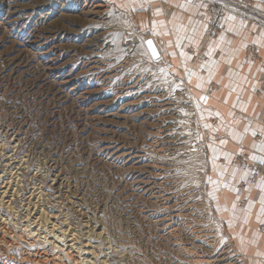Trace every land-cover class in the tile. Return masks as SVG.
I'll list each match as a JSON object with an SVG mask.
<instances>
[{
  "label": "rangeland",
  "instance_id": "rangeland-1",
  "mask_svg": "<svg viewBox=\"0 0 264 264\" xmlns=\"http://www.w3.org/2000/svg\"><path fill=\"white\" fill-rule=\"evenodd\" d=\"M143 26L116 0H0V217L39 246L72 231L58 246L87 264H264L221 212L198 88L152 58ZM251 170L256 184L264 166ZM147 176L155 189L139 182ZM41 212L49 231L57 223L50 235ZM26 238L0 248V264H37Z\"/></svg>",
  "mask_w": 264,
  "mask_h": 264
},
{
  "label": "crops",
  "instance_id": "crops-1",
  "mask_svg": "<svg viewBox=\"0 0 264 264\" xmlns=\"http://www.w3.org/2000/svg\"><path fill=\"white\" fill-rule=\"evenodd\" d=\"M116 1L150 30L170 67L188 72L198 88L204 132L213 136L210 166L214 184L221 181V212L249 255L264 257V175L251 183V166H264V0H252L246 16L227 14L223 30L208 41L202 0Z\"/></svg>",
  "mask_w": 264,
  "mask_h": 264
},
{
  "label": "bare ground",
  "instance_id": "bare-ground-1",
  "mask_svg": "<svg viewBox=\"0 0 264 264\" xmlns=\"http://www.w3.org/2000/svg\"><path fill=\"white\" fill-rule=\"evenodd\" d=\"M10 19H11V17H10V15L8 16V17H6V18H4V21L3 22H1L2 24L3 23H6V22H8V21H10ZM37 31V30H36ZM53 38H56V35L54 34V36H53ZM25 42V41H24ZM27 43V42H26ZM33 54V53H32ZM36 54H39L38 52H36ZM50 66H52V68H49L50 70H55L54 68H53V64H51ZM61 76L59 75V78H60ZM63 80H66V82L67 83H69V82H72V78H62ZM62 80V81H63ZM82 97V96H81ZM83 98V97H82ZM127 150H124V147L123 146H120L119 148H118V150L119 151H121V154H120V157H126V158H128L129 160L130 159H138V161L139 162H141V161H144L145 160V158H146V154H145V152L144 151H142V150H139V151H136V150H134L132 147H127L126 148ZM141 170V169H140ZM139 170V171H140ZM133 171V170H132ZM141 172V171H140ZM140 174V173H139ZM136 180V179H135ZM141 184H143V187L145 188V187H147V186H151V188H154L155 189V185H157L156 183L157 182H155L154 181V178H153V180H152V177L151 176H147V178H143L142 180H140L139 181ZM138 185V184H137ZM149 187H147L148 188V190H150V188ZM6 189V188H5ZM8 191H6V190H4L3 191V194H6ZM9 193V192H8ZM7 195V194H6ZM6 195H3V197L4 196H6ZM8 200V199H7ZM1 202H2V200H1ZM7 202V201H6ZM3 203H5V202H3ZM7 208V207H6ZM44 212V211H43ZM43 212H41L42 214H41V216H40V228H41V230H43L45 233H47V234H49V233H52L53 231H55V230H57L56 229V227H57V223L55 222V223H52V224H50L51 225V227H52V231H49L48 230V227L46 226L47 224H48V221H49V215H47L46 216V214L45 213H43ZM2 215V214H1ZM175 215V214H174ZM30 220V219H29ZM37 220V219H36ZM27 222V221H26ZM36 222V221H35ZM65 222V221H64ZM10 223H9V221L7 220V218L5 219L4 217H0V248L2 249V250H4V249H6L5 247H6V245L7 244H9V243H14L15 244V242L18 240V239H21V238H26V239H30L31 241H29L28 243L32 246V247H36L35 249H33V251L31 252V253H29L28 255H26V253H25V255H26V257H24L26 260L25 261H27L26 263H37V264H60V262L63 260L62 258L63 257H67L69 260H71L72 262H74V264H80L82 261L84 262V264L86 263H90L92 260H89V258H87L88 256H86L85 258H83L82 259V261H80V259H78V257H76V255L75 254H73V252H72V250H71V248H73V247H71L70 249L69 248H66V245H63V242L65 241L64 240V238L67 240V238H70L71 236V238L70 239H72L73 241L74 240H76V235L77 234H75V233H72V231H70L71 232V234L72 235H70L69 233L70 232H68V230L66 229V230H60L61 232H60V234H59V236L57 237V234H56V238H58L59 239V242H60V240L61 241H63V242H61L62 243V246H58V239H54V240H52V241H50L49 240V238L48 237H50V236H44L43 237V243H42V246L40 247L39 245H37L38 244V242H39V237L37 238V236H33L32 234H33V232L31 233V229H29V230H26L25 228V231H23V230H21V231H14V230H12L11 229V227H10V225H9ZM43 224H45V225H43ZM30 225V224H29ZM46 226V227H45ZM28 227V226H27ZM29 227H31V225L29 226ZM42 227H45V228H43L42 229ZM54 227V228H53ZM61 228V227H60ZM28 229V228H27ZM37 229H39V226H38V228ZM68 229H69V227H68ZM35 230V229H34ZM33 231V230H32ZM37 230H35V232H36ZM40 231V230H39ZM38 231V232H39ZM34 232V233H35ZM36 234V233H35ZM39 234V233H38ZM42 234V233H41ZM53 234H55V233H53ZM52 234V235H53ZM50 235V234H49ZM51 235V236H52ZM43 236V235H42ZM55 236V235H54ZM70 236V237H69ZM53 237V236H52ZM51 237V238H52ZM42 238V237H41ZM24 240V239H23ZM73 241H71V242H73ZM66 242V241H65ZM51 243H53V244H55V243H57L56 245H53L56 249H54L53 251H52V253L50 254H48L46 251H45V249L43 248V246H46V244L47 245H49V244H51ZM76 243V242H75ZM16 244H17V242H16ZM15 244V245H16ZM19 244V243H18ZM17 244V245H18ZM65 244V243H64ZM71 245H73V244H71ZM70 245V246H71ZM87 244H85V246H86ZM75 246V245H74ZM88 246V245H87ZM66 249H65V248ZM81 247V246H80ZM77 248V247H76ZM31 249V250H32ZM79 249V248H78ZM73 250H74V248H73ZM80 251H82L81 253H82V255L83 254H92L90 251H87L86 249H83L82 247L80 248ZM93 252V251H92ZM79 253V252H78ZM220 253V254H219ZM219 253H217L218 255H216V257H217V259H219V261L221 260V261H225V260H227L224 256H225V254L226 253H224L223 251L222 252H219ZM66 255V256H65ZM78 255V254H77ZM80 255V254H79ZM24 256V255H23ZM81 257H83V256H81ZM80 256H79V258H81ZM20 260V259H19ZM61 260V261H60ZM24 261V262H25ZM21 262H23V260L21 261ZM20 262V263H21ZM67 262V261H66ZM62 263H64V262H62Z\"/></svg>",
  "mask_w": 264,
  "mask_h": 264
},
{
  "label": "built area",
  "instance_id": "built-area-1",
  "mask_svg": "<svg viewBox=\"0 0 264 264\" xmlns=\"http://www.w3.org/2000/svg\"><path fill=\"white\" fill-rule=\"evenodd\" d=\"M208 13V23L205 30V38L213 39L222 30L226 15L229 10H237L242 13L248 12L251 0H205ZM260 175L257 172L255 177Z\"/></svg>",
  "mask_w": 264,
  "mask_h": 264
},
{
  "label": "snow or ice",
  "instance_id": "snow-or-ice-1",
  "mask_svg": "<svg viewBox=\"0 0 264 264\" xmlns=\"http://www.w3.org/2000/svg\"><path fill=\"white\" fill-rule=\"evenodd\" d=\"M146 43H147L148 48L151 49L152 56L158 58V53H157L156 48L153 46V42L151 40H149ZM262 162H264V161H262Z\"/></svg>",
  "mask_w": 264,
  "mask_h": 264
},
{
  "label": "water",
  "instance_id": "water-1",
  "mask_svg": "<svg viewBox=\"0 0 264 264\" xmlns=\"http://www.w3.org/2000/svg\"><path fill=\"white\" fill-rule=\"evenodd\" d=\"M149 40H151V41L153 42V46L156 48L157 53H158V58H160V57H161V54H160V52H159V50H158V47H157L156 44H155V41H154L152 38H149V39H147V40L145 41V45H146V47H147V49H148L150 55L152 56V54H151V49L148 48L147 43H146V42L149 41ZM152 58H153V59H158V58L153 57V56H152Z\"/></svg>",
  "mask_w": 264,
  "mask_h": 264
}]
</instances>
